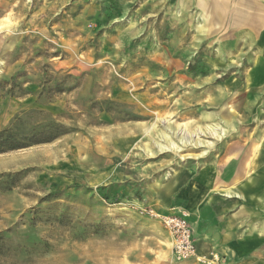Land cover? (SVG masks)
I'll list each match as a JSON object with an SVG mask.
<instances>
[{"label": "rangeland", "instance_id": "rangeland-1", "mask_svg": "<svg viewBox=\"0 0 264 264\" xmlns=\"http://www.w3.org/2000/svg\"><path fill=\"white\" fill-rule=\"evenodd\" d=\"M175 1L0 0V131L67 130L0 154V264H223L174 257L164 190L252 147L255 108Z\"/></svg>", "mask_w": 264, "mask_h": 264}, {"label": "crops", "instance_id": "crops-1", "mask_svg": "<svg viewBox=\"0 0 264 264\" xmlns=\"http://www.w3.org/2000/svg\"><path fill=\"white\" fill-rule=\"evenodd\" d=\"M177 5L190 19L198 16V26L205 17L207 41L224 52L236 48L229 57L238 59V73L245 75L240 82L245 107L255 108L254 145L224 147L220 155L229 157L220 169L201 172L198 183L184 190L176 189L174 179L165 195L179 196L173 204L190 211L200 256L216 255L223 264H264V0H176ZM254 173L258 180L248 183ZM227 190L237 195L227 198Z\"/></svg>", "mask_w": 264, "mask_h": 264}, {"label": "trees", "instance_id": "trees-1", "mask_svg": "<svg viewBox=\"0 0 264 264\" xmlns=\"http://www.w3.org/2000/svg\"><path fill=\"white\" fill-rule=\"evenodd\" d=\"M66 134L67 130H65L63 126L54 122L48 123L38 131L32 130L23 135L12 133L7 129L2 130L0 131V154L29 148L34 145L50 143ZM17 176H19L18 173L6 175L10 180L17 178Z\"/></svg>", "mask_w": 264, "mask_h": 264}, {"label": "built area", "instance_id": "built-area-1", "mask_svg": "<svg viewBox=\"0 0 264 264\" xmlns=\"http://www.w3.org/2000/svg\"><path fill=\"white\" fill-rule=\"evenodd\" d=\"M188 214L184 210L161 216V222L173 240L174 257L184 260L195 253L194 229L192 228Z\"/></svg>", "mask_w": 264, "mask_h": 264}, {"label": "bare ground", "instance_id": "bare-ground-1", "mask_svg": "<svg viewBox=\"0 0 264 264\" xmlns=\"http://www.w3.org/2000/svg\"><path fill=\"white\" fill-rule=\"evenodd\" d=\"M197 133V132H196ZM198 134V133H197ZM212 134H214V131H212ZM186 135H189V134H186ZM190 137H191V134L189 135ZM186 137H188V136H186ZM216 137H218V135L216 136ZM174 145V144H173ZM172 147V146H171ZM240 157H244V155L243 156H240ZM258 159L260 160V155L258 156ZM251 161V160H250ZM250 163V162H249ZM249 165V164H248ZM248 181V183H251V184H255V180H258V177L255 175V173L254 174H252L251 176H249L248 177V179H247ZM226 196H227V198L228 197H231V196H236L237 195V192L236 191H233V190H227L225 193H224Z\"/></svg>", "mask_w": 264, "mask_h": 264}]
</instances>
